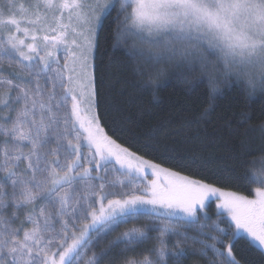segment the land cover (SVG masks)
Segmentation results:
<instances>
[{
  "label": "snow or ice",
  "instance_id": "6c2138e0",
  "mask_svg": "<svg viewBox=\"0 0 264 264\" xmlns=\"http://www.w3.org/2000/svg\"><path fill=\"white\" fill-rule=\"evenodd\" d=\"M110 20L135 94L158 99V65L186 79L211 63L210 100L221 84L246 104L260 94L261 112L249 107L233 130L264 116V0H0V264H240L241 241L264 264V154L242 174L218 170L258 185L249 198L197 178L206 162L183 149L145 143L173 165L162 167L105 131L95 53Z\"/></svg>",
  "mask_w": 264,
  "mask_h": 264
},
{
  "label": "trees",
  "instance_id": "16d2710c",
  "mask_svg": "<svg viewBox=\"0 0 264 264\" xmlns=\"http://www.w3.org/2000/svg\"><path fill=\"white\" fill-rule=\"evenodd\" d=\"M115 15L114 12L113 17ZM115 28V23L110 20L99 35V48L95 53L97 86L100 93L98 111L105 131L122 146L145 159L160 163L162 167L173 165L161 160L155 152L146 151L143 147L145 143L151 144L157 150H163L165 147L183 149L206 162V167L197 174V178L223 190L234 191L249 198L254 197L253 189L257 185L248 186L229 181L220 175L218 170L230 169L236 174H242L249 168L254 157L259 158L264 154V138L257 130V121H264V116L254 120L253 126L247 130H233L242 112L247 111L249 107L256 113L261 112L259 92L249 98L250 104H246L243 91H232L221 84L222 94L217 93L216 99L210 100L211 88L209 80L205 77L206 71L189 73L186 79L177 78L176 66L164 64L157 66L164 69L160 80L167 82L159 91L158 99L153 100L148 93L137 95L134 93L135 62L128 58L125 48L112 46L115 42ZM216 77H219V74ZM194 80L198 81V85L195 90L189 91ZM233 88H236L235 84ZM113 128L118 129L115 135ZM242 142L249 149L243 154ZM206 212L211 219L203 222L211 224L217 213L214 202L208 204ZM145 222L142 220L140 223ZM131 226L130 224L127 227ZM223 226L221 224V227ZM124 230L125 228L120 229ZM117 234H113L109 239H113ZM155 235L156 233H152L153 237ZM106 243L105 241L94 250L98 253ZM151 247L152 241L143 245V248ZM257 251L249 249L245 241L233 248V254L240 264H260ZM108 264H112V261ZM188 264H209V261L193 257Z\"/></svg>",
  "mask_w": 264,
  "mask_h": 264
},
{
  "label": "rangeland",
  "instance_id": "374dc122",
  "mask_svg": "<svg viewBox=\"0 0 264 264\" xmlns=\"http://www.w3.org/2000/svg\"><path fill=\"white\" fill-rule=\"evenodd\" d=\"M131 45V42H129V46ZM220 66L219 65H213V64H211V63H209L207 66H206V68H204L203 70H202V73H204L205 71H206V76L204 75V74H202V75H204L208 80L210 79V77H212V75H214V76H217L218 74H219V72H218V68H219ZM211 72V73H210ZM152 177H149V179H151ZM258 186V185H257ZM228 191V190H227ZM210 202H214L215 203V205H216V201L213 199V200H210L209 202H208V204L210 203ZM216 210L218 211V209L216 208Z\"/></svg>",
  "mask_w": 264,
  "mask_h": 264
}]
</instances>
